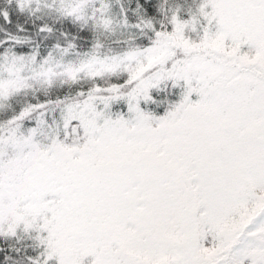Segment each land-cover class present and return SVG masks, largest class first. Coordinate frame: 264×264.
Here are the masks:
<instances>
[{
    "label": "snow or ice",
    "instance_id": "6c2138e0",
    "mask_svg": "<svg viewBox=\"0 0 264 264\" xmlns=\"http://www.w3.org/2000/svg\"><path fill=\"white\" fill-rule=\"evenodd\" d=\"M0 264H264V0H0Z\"/></svg>",
    "mask_w": 264,
    "mask_h": 264
}]
</instances>
